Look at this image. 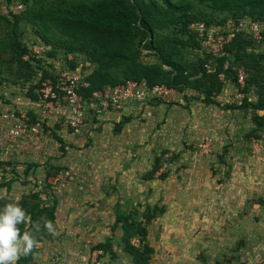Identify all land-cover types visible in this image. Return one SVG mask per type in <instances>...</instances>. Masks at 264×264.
<instances>
[{"label":"rangeland","instance_id":"374dc122","mask_svg":"<svg viewBox=\"0 0 264 264\" xmlns=\"http://www.w3.org/2000/svg\"><path fill=\"white\" fill-rule=\"evenodd\" d=\"M71 1L91 4L97 0ZM191 1V12L197 16L211 13L217 18L224 16L198 0ZM18 4L22 5L21 9ZM56 5L57 0H0V110L6 109L5 104L11 105L15 96L21 95L24 101L21 109L25 107L29 118L34 119V115L43 112L38 103L39 92L31 90V72L15 60L16 50L11 44L20 40L31 46L42 41L35 33L38 30L51 39L47 47L65 45L66 37L60 34L56 25L47 21L51 27L44 33L43 23L31 18L35 8ZM155 37L160 46L173 45L175 48L171 50L184 63L200 62V54L194 53L188 45H182L184 34L175 33L168 27L163 33L156 30ZM242 43L244 49L240 54L243 59L231 55L224 65L242 68L243 86L235 83L231 72L209 76L208 71L204 73L198 69L180 87H171L172 93L164 97H147L136 108L141 111L149 105L167 103L170 122H166L168 114L156 122L155 118L141 117V112L126 110L119 114L106 113L108 119L103 116L104 124L115 121L117 115L118 121L123 115L136 118L139 128H130L132 132L135 129L147 131L145 140H153L151 145L156 152L145 159L144 168L135 171L134 179L128 178L130 183L120 178V170L115 174L113 169L105 166L108 156H104L102 169L98 168L100 173L96 177L94 158L97 155L92 151L91 139L83 136L82 144L78 138V135H88L94 130L89 127L75 132L61 99L54 114L42 118L46 124L37 136L12 142L0 139V207L16 200L27 214L33 208L54 206L52 218L45 212L35 222L40 225L39 231L32 230L28 221L20 225L21 229L33 233L36 244L28 256L19 258L17 264H135L133 257L125 252L128 244L142 250L149 264H198L205 257L208 264L229 263L230 260L229 264H264V38L255 41L246 36ZM129 46L125 50L126 59L109 65H105L99 51L91 46L86 45L84 52H76L91 57L87 60L92 63L89 75L92 74L93 86L115 85L125 78L138 77L140 69L158 64V58L145 54L135 41ZM62 62L59 58L54 64L47 63L51 64L49 67L46 64L48 73L53 76L54 65L58 69ZM156 80L166 85L164 78ZM207 90L210 98L223 105L238 106L246 98L261 106L253 109L248 104L225 109L208 105L202 102ZM255 116H260L261 125L253 120ZM163 126V132L169 137L157 141L154 133ZM102 128H96V132ZM207 139L210 144L205 150L202 144ZM85 171L88 177L83 180L79 173ZM63 176L68 178L61 184ZM152 177L159 183L170 180L167 181V196L157 193L156 186L151 184L155 183ZM203 180H210L212 184L226 182L224 188L216 189L222 190L221 198L214 204L218 209L213 211V207L207 205L206 213L198 211L204 198L194 190L200 182L202 194L205 192ZM177 188L182 191L178 195ZM227 195L229 199L225 202ZM218 210L228 214L225 220L221 217L223 214L216 213ZM95 216L102 218V231L90 228ZM45 221L53 223L55 235L43 227ZM227 221L234 223L231 229L221 230V235L205 236L215 228L229 227ZM82 225L86 230L79 229ZM116 226L120 227L118 232H114ZM128 235L131 236L127 238ZM225 238H231V241L227 243ZM238 240L244 247L238 253H230ZM107 241L111 248L97 247L98 243Z\"/></svg>","mask_w":264,"mask_h":264},{"label":"trees","instance_id":"16d2710c","mask_svg":"<svg viewBox=\"0 0 264 264\" xmlns=\"http://www.w3.org/2000/svg\"><path fill=\"white\" fill-rule=\"evenodd\" d=\"M198 1L206 4L214 12L224 13V16L217 18L212 13L197 16L191 12L193 6L191 0H147L145 2H142V0H97L91 4L86 2H73L71 0H57L55 7L47 8L44 6L35 8L31 14V18L36 22L43 23L44 33L49 32L51 27L50 24H47V21L52 22L57 26L60 34L66 37L65 40L67 43L62 47L54 46L49 48L47 44L50 43L51 39L42 35L40 31L35 30L36 35L42 38V41L39 40V42L34 44L44 45L48 49L42 56H38L31 52V46H28V44H22L20 40H14L11 45L16 50L15 60L31 72V90L34 91L35 87L42 80L47 77L52 78L46 66L49 59H57L61 55L66 58L68 54H72L75 57H83V55L77 54L76 52H84L86 45H88L99 51V57L105 61V65L116 64L127 58L125 50L135 41L137 46H140V50L145 51V54L156 56L158 58V64L140 69L141 74L138 77L125 78L118 83L124 82L127 79L137 81L144 79L148 86H152L154 84H162L163 82L156 79L164 78L166 80L165 84L168 87L177 88L190 79V77H193L198 69L207 73L204 63L208 60H210L215 69L213 72L207 73L209 76L219 74L220 72H231L233 73V80L236 83L237 76L235 70L232 66L230 68V65L225 67L224 62L231 55L240 60L243 59L240 54L241 49H244L242 40L246 36L250 39L252 38L247 32L241 31L231 42L226 44V53L223 56L213 58L211 55L203 54L200 62L187 64L181 61L182 59L176 55L177 53L171 50L174 47L173 45L165 48V44L162 46L157 44L155 31L158 30L163 33L168 27H171L175 33L184 34V38L181 40L183 46L188 45L187 47L190 49L200 48L195 33L189 28L190 23L204 21L206 25L212 23L220 25L228 17H232L235 20L250 18L264 22V0ZM261 35L260 41L264 38V33L262 32ZM58 39L60 41L63 40L59 37ZM24 55H27V57ZM83 58L88 57L84 56ZM11 59L13 61L14 57ZM69 64L73 67L75 62L71 61ZM47 65L49 67L51 64ZM223 66L225 67L224 69ZM91 75L87 77L90 83L88 92L99 89V87L93 86ZM36 81L37 83H34ZM207 92L202 102L208 105L214 104L225 109L239 108L245 105L247 106L248 104L253 109H260L261 106L258 102H248L246 98L242 100L243 105L242 103L238 106L223 105L219 101L210 98L209 90ZM129 119H131L129 115L121 116L120 120L115 123L113 131L115 133L119 132L122 125L129 121ZM259 119L260 116L253 118L257 124L261 125L262 122ZM54 202L55 199L53 200ZM53 209L54 206L52 205L51 208L42 206L36 210L34 208L28 210V226L34 230L32 227L33 223L45 212L52 218ZM119 221L122 220L119 219ZM19 227L21 232L26 231L25 229H21V226ZM130 229L133 232L134 228L131 227ZM145 231L143 230L144 233H146ZM130 236L128 235L127 238ZM108 245L109 241L98 243L97 247L105 250L106 247L111 248ZM125 252L133 257L132 259L135 264H149V261H147L148 258L144 257L142 250L138 247L128 244Z\"/></svg>","mask_w":264,"mask_h":264},{"label":"built area","instance_id":"2783aa9c","mask_svg":"<svg viewBox=\"0 0 264 264\" xmlns=\"http://www.w3.org/2000/svg\"><path fill=\"white\" fill-rule=\"evenodd\" d=\"M17 7L21 9L22 5L18 4ZM189 28L195 33L200 44V48L192 49L194 53H198L200 56L208 54L213 58L223 56L226 53V44L231 42L241 31L250 34L255 41H260L262 37V22L250 18L235 20L228 17L220 25L213 23L206 25L204 21L192 22L189 24ZM47 49L41 44H31V52L38 56H42ZM59 58L63 62L58 69L54 65L52 78H45L35 87V90L39 92L38 103L43 107V112L36 114L39 117L34 115V119L29 118L27 111L24 110L25 107L21 109V104L24 102L21 95L15 96L11 105H6V109L0 110V139L12 142L37 136L46 124L42 118L45 115H48L45 117H49L54 114L57 110L55 106L60 99L62 106L67 108L69 123L75 132L89 127L96 131V128L103 127L104 119L102 118L106 113L119 114L132 105H142L147 97H164L173 92L171 87L164 84L148 86L144 79L140 81L127 79L113 86L108 85L84 92L90 87L87 77L92 69L91 61L87 58L75 57L72 54H68L66 58L62 59L59 56L57 59ZM55 60L56 58L49 59L47 63L53 62L54 64ZM71 61L75 62L73 67L69 64ZM204 67L208 72L215 70L210 60L204 63ZM233 69L236 71L237 82L243 86L244 72L242 68L235 67ZM105 119H108L106 115ZM209 144L210 140L208 139L202 144L205 150ZM63 178L61 184H64V180H67L68 176H63Z\"/></svg>","mask_w":264,"mask_h":264},{"label":"crops","instance_id":"0c3cea01","mask_svg":"<svg viewBox=\"0 0 264 264\" xmlns=\"http://www.w3.org/2000/svg\"><path fill=\"white\" fill-rule=\"evenodd\" d=\"M5 106H6V104H5ZM24 106H25V104H24ZM137 106L138 105H135V106L132 105L130 107V109L126 108L125 110L128 112H131V113L133 111H135L137 113L141 112L143 115V116L141 115V117H144L147 119L152 117V118H155L154 120L156 122L162 121L163 116L165 114H168L167 118H166V122L171 121L170 115H169L170 110L167 108L168 107L167 103H165V104L159 103V104L151 105V106L149 105L144 110H141V111L136 109ZM118 119H119V116L118 115L115 116L114 120L116 122L118 121ZM137 120L138 119H136V118L135 119H129V121H127L126 123H124L122 125L120 131L117 133H115L113 131V129H111V128H113V122H115V121H111V122L108 121L103 125V128L101 131H97V132L93 131V132L89 133L88 135H78L79 136L78 138H79L81 143L82 142L84 143V140H85V137H83V136H88L91 139V143L93 145L92 151L94 152V154L97 155V158H94V162H95L96 168H97V170L95 172L96 177L100 173L98 168H101V166L103 165L101 163H104V156H108L109 159H108L107 165H105V166H108L111 170L113 169V173H115L116 171L119 172L118 170H120V172H121L119 174V176H121L120 178L124 179V181L127 183L129 180L128 178L134 179L133 176H134L135 171L145 167L143 164V162H145V159L148 160L150 155L154 154L156 152V151H153V148H152L153 145H151L153 140H151V141L145 140V139H147V136H146L147 131H137V129H135V131L132 132V130L130 129V128H134V127L139 128V125L136 124ZM140 127H142V125ZM110 131H112L113 134H111L112 132H110ZM163 131H165L164 126H163V128H160L158 131L156 130V132L154 133V136H157V141H161V140L165 141L166 139H168L167 137H169V136H166ZM85 134H87V133H85ZM159 139H161V140H159ZM98 159H100V160H98ZM79 169H80V167H79ZM79 172H80V170H79ZM79 176L81 177V179L84 180V179H87L88 174L85 171L83 174L79 173ZM153 177H154V175H153ZM153 177L151 178V180L154 181L155 183L151 182V184L153 185V187L156 186L157 193H161L162 195L167 196L169 194L167 192L169 190L168 189L169 184L167 183V181H170V180L163 181V183H161V182L159 183V180L158 179L154 180L155 177L154 178ZM116 179H119V178H115V180ZM128 183H130V182H128ZM225 183L226 182L221 181V182H218V183L215 182V184H212L210 180L209 181L203 180V187H206V190L203 194H202V191L200 189V182L194 186L195 192L197 191L196 194L200 197L203 196V198H204L203 204H199L200 206L197 208L198 211H202V212L206 213L208 211L207 205H211L213 207V211H214V209L215 210L218 209V207H216V208L214 207V204H215L216 199L221 198L222 190L216 191V189L219 187L224 188ZM132 186H134L133 182H132ZM178 192H182V191L177 188L176 194ZM227 192L230 193L231 191H227ZM228 197H229V195H227L225 202H226ZM209 208H210V206H209ZM112 212H114V211H111V213ZM223 212L224 213H222L221 210L216 211V213L223 214L221 217L223 218V220H225L224 218H227L226 216H228V214H226L225 211H223ZM114 216H115V213H114ZM166 216H168V215L166 214ZM99 217L100 218H98L96 216L93 217L94 219L92 220L93 221L92 227H90V228H95V229H99V231H102L101 226L104 224H103L102 220H100V219H102L101 216H99ZM164 217H165V215H164ZM216 217H217V215H216ZM214 222L215 221H213L211 224H213ZM216 224L217 223H215V225ZM227 224L229 227L225 228L224 226H221V228H215L214 230H212L209 234H206L205 236L214 235V234L215 235H221V230L231 229L232 226H234V223L230 222V221H227L226 225ZM115 228L116 229L114 230V232H118L117 230L120 227H115ZM79 229H81L83 231L86 230L85 226H83V225ZM217 230H220V232L215 233ZM225 240L228 243L229 241H231V238H227V239L225 238ZM243 247H244V245H242V243H239V240H238L235 243V245L232 246V248H230L229 252L230 253H238V251L241 250V248H243ZM235 257H237V255H235ZM206 258L207 257H205L204 261H201V263H198V264H208ZM231 258H233V257H231ZM223 259H225V258L223 257ZM229 263H231V260L229 261ZM229 263H226V261H221V262L216 261L215 264H229ZM194 264H197V263H194Z\"/></svg>","mask_w":264,"mask_h":264},{"label":"clouds","instance_id":"9594fccd","mask_svg":"<svg viewBox=\"0 0 264 264\" xmlns=\"http://www.w3.org/2000/svg\"><path fill=\"white\" fill-rule=\"evenodd\" d=\"M28 219L25 209L16 200L0 207V264H17L21 256H28L32 252L36 244L33 233L21 232L19 227ZM32 227L35 231L40 230L37 223H33ZM43 227L50 234H56L52 222L45 221Z\"/></svg>","mask_w":264,"mask_h":264}]
</instances>
